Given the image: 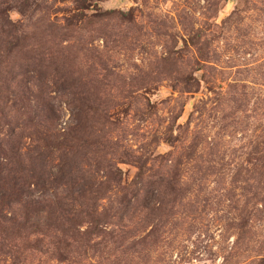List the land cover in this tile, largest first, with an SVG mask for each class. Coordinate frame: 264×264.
<instances>
[{
	"label": "rangeland",
	"instance_id": "374dc122",
	"mask_svg": "<svg viewBox=\"0 0 264 264\" xmlns=\"http://www.w3.org/2000/svg\"><path fill=\"white\" fill-rule=\"evenodd\" d=\"M0 264H264V0H0Z\"/></svg>",
	"mask_w": 264,
	"mask_h": 264
}]
</instances>
